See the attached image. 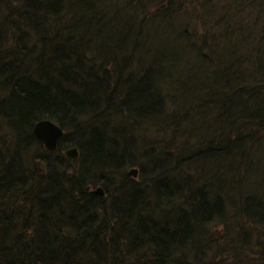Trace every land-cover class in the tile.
I'll list each match as a JSON object with an SVG mask.
<instances>
[{"label":"trees","instance_id":"16d2710c","mask_svg":"<svg viewBox=\"0 0 264 264\" xmlns=\"http://www.w3.org/2000/svg\"><path fill=\"white\" fill-rule=\"evenodd\" d=\"M0 264H264V0H0Z\"/></svg>","mask_w":264,"mask_h":264},{"label":"water","instance_id":"95a60500","mask_svg":"<svg viewBox=\"0 0 264 264\" xmlns=\"http://www.w3.org/2000/svg\"><path fill=\"white\" fill-rule=\"evenodd\" d=\"M33 133L37 140L42 142L48 150H54L57 147L58 141L63 133L60 125L50 119H41L34 124ZM64 153L69 158H75L78 155L77 147L71 146L64 150ZM132 176L137 175V169H129L128 172ZM96 194H103L104 190L101 186H97L92 190Z\"/></svg>","mask_w":264,"mask_h":264},{"label":"rangeland","instance_id":"374dc122","mask_svg":"<svg viewBox=\"0 0 264 264\" xmlns=\"http://www.w3.org/2000/svg\"><path fill=\"white\" fill-rule=\"evenodd\" d=\"M175 22L177 24L181 23V19L180 18L176 19ZM121 27L122 26H120L119 28ZM158 27L160 29H156V32L150 35V39L147 42H144L145 43L143 45L145 47L144 50L149 49L152 51V53L149 56H153L155 49L157 48L159 50H165L167 54L170 56L172 55V53L175 56L174 53H175V50L179 47V44H178V40L175 37H173V29L166 24H162L161 26H158ZM178 51L180 50L178 49ZM132 168L137 169L136 166L131 167L130 169ZM137 173H138V169H137Z\"/></svg>","mask_w":264,"mask_h":264},{"label":"bare ground","instance_id":"6f19581e","mask_svg":"<svg viewBox=\"0 0 264 264\" xmlns=\"http://www.w3.org/2000/svg\"><path fill=\"white\" fill-rule=\"evenodd\" d=\"M76 147V146H75ZM48 150V149H47ZM78 150V149H77ZM65 154V153H64ZM66 155V154H65ZM78 156V155H77ZM67 158H69V157H67ZM76 158V157H75ZM71 159H74V158H71Z\"/></svg>","mask_w":264,"mask_h":264}]
</instances>
